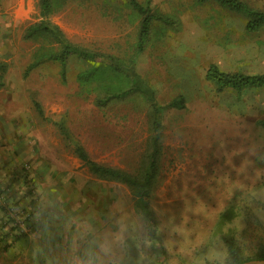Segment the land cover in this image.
Masks as SVG:
<instances>
[{"label":"rangeland","instance_id":"rangeland-1","mask_svg":"<svg viewBox=\"0 0 264 264\" xmlns=\"http://www.w3.org/2000/svg\"><path fill=\"white\" fill-rule=\"evenodd\" d=\"M137 1L167 19L128 70L158 111L143 93L113 96L130 77L106 59L50 58L68 42L128 66L140 14L127 0H51L46 16L40 0H0V264H232L225 240L241 260L263 252L264 87L219 89L205 73L264 74V25L248 31L216 0ZM154 139L155 239L133 187L75 152L141 180Z\"/></svg>","mask_w":264,"mask_h":264},{"label":"trees","instance_id":"trees-1","mask_svg":"<svg viewBox=\"0 0 264 264\" xmlns=\"http://www.w3.org/2000/svg\"><path fill=\"white\" fill-rule=\"evenodd\" d=\"M129 5L134 9L137 13L140 14L139 27L137 32V39L135 43V50L130 58L129 65L125 66L116 58L110 55H106L103 53H98L94 51H90L84 48H81L77 45H73L70 43H64L60 52L57 54L51 55L50 58L54 60H58L62 64L66 61V59L75 55L87 61H95L97 59H106L112 69L116 71H122L130 77V84L127 88L115 93V97L118 98H126L129 95L140 92L143 93L146 99L150 102L151 108L154 111H158L161 107L157 106L154 102V95L151 87L148 83H146L140 75L135 72V70L128 71L131 68H134L139 56L145 49V46L149 40L151 24L153 20H160L163 22H167V19L161 17L159 15L154 14L149 5H143L137 0H127ZM203 1V0H198ZM221 6H224L230 10L235 12H240L248 17L245 28L248 31H255L262 25H264V12L260 10H254L250 8L244 1L242 0H216ZM40 14L42 16H46L51 9V0H40ZM50 31L45 25H32L28 28L27 33L33 34L38 31ZM205 77L207 80L212 81L217 85L219 89L224 88H234L237 90H241L247 87H264V74H243V73H229L221 71L216 65L210 64L206 70ZM157 125V122L154 121ZM264 124V123H263ZM60 128L66 134V131L62 124L59 125ZM75 152L80 160L88 166V168L95 173L96 175L107 178L110 180H114L117 182L125 183L131 187H133L136 195V207L139 209L140 213L146 219L150 226L151 236L155 239L157 236V222L156 219L149 207L148 204V192L149 186L151 184V180L156 172L157 166V153H158V143L156 139L153 140L152 149L149 154V161L146 171L144 173L143 178L140 180L134 176H131L125 172H122L118 169L111 168L108 166H103L95 161L91 160L84 148L75 144ZM226 245L228 247V253L231 258L232 264H240L244 261L250 260H241L237 253V248L232 241L225 240ZM255 259H264V250L258 255Z\"/></svg>","mask_w":264,"mask_h":264},{"label":"water","instance_id":"water-1","mask_svg":"<svg viewBox=\"0 0 264 264\" xmlns=\"http://www.w3.org/2000/svg\"><path fill=\"white\" fill-rule=\"evenodd\" d=\"M240 264H264V259H250Z\"/></svg>","mask_w":264,"mask_h":264},{"label":"crops","instance_id":"crops-1","mask_svg":"<svg viewBox=\"0 0 264 264\" xmlns=\"http://www.w3.org/2000/svg\"><path fill=\"white\" fill-rule=\"evenodd\" d=\"M202 2V1H201Z\"/></svg>","mask_w":264,"mask_h":264}]
</instances>
